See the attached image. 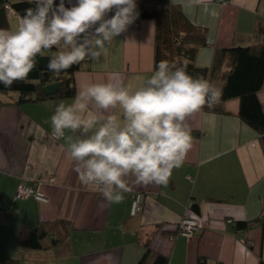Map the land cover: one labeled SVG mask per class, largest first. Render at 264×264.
<instances>
[{
    "label": "crops",
    "instance_id": "crops-1",
    "mask_svg": "<svg viewBox=\"0 0 264 264\" xmlns=\"http://www.w3.org/2000/svg\"><path fill=\"white\" fill-rule=\"evenodd\" d=\"M167 2L205 29L208 45L197 49L198 66H210L215 48L240 45L257 51L264 41L255 33L257 17H264V0ZM7 17V27L0 29L15 30L21 16L10 11ZM154 35L155 21L137 18L100 62L86 58L79 64L73 73L76 92L84 83L106 81L114 73L131 89L139 87L155 70ZM74 97L18 102V93L0 92V259H16L17 264H137L148 246L167 264H264L262 225L237 230L231 225L264 213V147L257 132L238 117L239 99L222 103L228 114L203 108L187 118L192 147L166 186L137 184L130 176L123 202L104 201L101 206L99 191L79 181L65 141L50 135L56 106ZM257 97L264 112V87ZM112 111L119 115V109ZM34 181L43 182L47 202L16 197L19 183ZM135 192L144 199L132 216ZM184 215L199 224L190 237L177 232ZM54 220L69 222L67 241L46 251L16 247L20 227Z\"/></svg>",
    "mask_w": 264,
    "mask_h": 264
},
{
    "label": "clouds",
    "instance_id": "clouds-1",
    "mask_svg": "<svg viewBox=\"0 0 264 264\" xmlns=\"http://www.w3.org/2000/svg\"><path fill=\"white\" fill-rule=\"evenodd\" d=\"M29 3L35 8L25 9L15 30L0 29L5 88L26 81L37 57L46 54L47 70L54 73L86 58L100 62L139 15L136 0H68L67 7L65 0ZM220 96L212 82L189 74L186 63L161 60L134 90L116 73L84 83L71 103L56 106L50 124L53 136L65 141L82 185L99 191L101 206L120 204L130 176L137 184H168L192 147L187 118L213 107Z\"/></svg>",
    "mask_w": 264,
    "mask_h": 264
},
{
    "label": "trees",
    "instance_id": "trees-1",
    "mask_svg": "<svg viewBox=\"0 0 264 264\" xmlns=\"http://www.w3.org/2000/svg\"><path fill=\"white\" fill-rule=\"evenodd\" d=\"M143 1L136 0L139 4L138 19L155 21L154 69L161 60L178 65L186 63L189 74L212 82L220 89L221 96L218 103L211 108L205 107L206 110L228 114L222 103L239 99L238 117L257 132L264 147V112L257 97V92L264 87V41L257 51L251 46L240 45L215 48L210 66L201 67L196 65L195 58L197 49L208 45L205 29L192 24L179 6L169 4L167 0ZM55 3L58 5L59 0H55ZM27 8H35V4L29 3V0H0V28L7 27L10 10L23 16ZM255 33L264 36V17H257ZM49 55L37 57V66L26 81L14 82L10 88L0 84V92H17L18 102L74 97L73 73L79 69L80 63L60 73L49 72ZM220 75L221 81L217 82ZM52 82H61L58 91L53 95H45L43 87ZM192 208L198 211L196 204ZM263 217L264 213L253 220L230 224L236 230L248 229L259 223L264 228ZM68 225L69 222L65 220H54L42 222L34 228L20 227L15 237L16 247L32 251L52 249L67 241L70 232ZM0 264H17V260L0 259ZM137 264H167V259L154 254L147 246Z\"/></svg>",
    "mask_w": 264,
    "mask_h": 264
},
{
    "label": "built area",
    "instance_id": "built-area-1",
    "mask_svg": "<svg viewBox=\"0 0 264 264\" xmlns=\"http://www.w3.org/2000/svg\"><path fill=\"white\" fill-rule=\"evenodd\" d=\"M223 2L224 0H220ZM9 9L8 6H6ZM11 11V10H10ZM50 135L52 138L56 139L52 134V129L50 131ZM187 178H190L187 176ZM54 178L49 179V184L53 183ZM43 185L42 181H34L30 182H21L18 184L16 188V197L18 198H29L34 197L36 200L40 202H47L48 197L42 191L41 186ZM144 199V194L142 192H135L131 195V206H130V215H136L142 208V203ZM232 220L228 219L227 223H231ZM199 227L198 221L196 218L184 215L180 221L178 222L177 232L183 236L190 237L196 229Z\"/></svg>",
    "mask_w": 264,
    "mask_h": 264
},
{
    "label": "water",
    "instance_id": "water-1",
    "mask_svg": "<svg viewBox=\"0 0 264 264\" xmlns=\"http://www.w3.org/2000/svg\"><path fill=\"white\" fill-rule=\"evenodd\" d=\"M61 82H52L50 84H47L43 87V93L45 95H53L55 94L60 86Z\"/></svg>",
    "mask_w": 264,
    "mask_h": 264
},
{
    "label": "rangeland",
    "instance_id": "rangeland-1",
    "mask_svg": "<svg viewBox=\"0 0 264 264\" xmlns=\"http://www.w3.org/2000/svg\"><path fill=\"white\" fill-rule=\"evenodd\" d=\"M154 1V0H152ZM10 94H15L17 96V93L16 92H12V91H8Z\"/></svg>",
    "mask_w": 264,
    "mask_h": 264
}]
</instances>
